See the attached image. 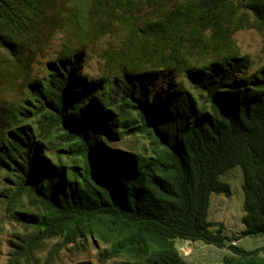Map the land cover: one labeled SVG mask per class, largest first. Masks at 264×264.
<instances>
[{"label": "trees", "instance_id": "1", "mask_svg": "<svg viewBox=\"0 0 264 264\" xmlns=\"http://www.w3.org/2000/svg\"><path fill=\"white\" fill-rule=\"evenodd\" d=\"M251 29L264 0H0L9 264H188L178 241L264 264L208 221L240 167L244 233L264 236V40L253 58L236 39Z\"/></svg>", "mask_w": 264, "mask_h": 264}, {"label": "rangeland", "instance_id": "2", "mask_svg": "<svg viewBox=\"0 0 264 264\" xmlns=\"http://www.w3.org/2000/svg\"><path fill=\"white\" fill-rule=\"evenodd\" d=\"M237 42L241 50L256 58L263 48V33L251 29L241 31L236 35ZM104 48V44H98L90 50L91 57L86 66V72L92 76L101 75L102 61L100 53ZM52 54V51L50 52ZM50 53L46 54V59L40 58L39 61L44 62L52 56ZM43 64H35V76L41 75ZM224 181L230 186L232 195L228 197L225 194L212 193L210 199V211L208 221L211 223L213 231H221L226 239L227 245L236 242V245L244 250L261 249L264 246V236H252L244 233L245 227L243 225L244 212V193L243 183L244 175L240 167L234 168L228 175L224 176ZM1 187V184H0ZM2 204L0 203V214ZM4 227L5 232L0 234L3 241L0 242V264H9L8 245L5 239L11 230V225L8 221H4L0 216V227ZM178 246L187 260L188 264H224L222 258L226 254H230L228 249H220L218 247L207 245L204 243H191L185 241H178ZM43 256V255H41ZM38 264H43L41 259ZM51 264H61L59 260Z\"/></svg>", "mask_w": 264, "mask_h": 264}, {"label": "built area", "instance_id": "3", "mask_svg": "<svg viewBox=\"0 0 264 264\" xmlns=\"http://www.w3.org/2000/svg\"><path fill=\"white\" fill-rule=\"evenodd\" d=\"M233 244L236 245V242H234Z\"/></svg>", "mask_w": 264, "mask_h": 264}]
</instances>
